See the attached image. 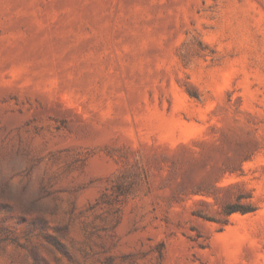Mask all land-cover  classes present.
<instances>
[{"label":"rangeland","instance_id":"rangeland-1","mask_svg":"<svg viewBox=\"0 0 264 264\" xmlns=\"http://www.w3.org/2000/svg\"><path fill=\"white\" fill-rule=\"evenodd\" d=\"M0 264H264V0H0Z\"/></svg>","mask_w":264,"mask_h":264},{"label":"trees","instance_id":"trees-1","mask_svg":"<svg viewBox=\"0 0 264 264\" xmlns=\"http://www.w3.org/2000/svg\"><path fill=\"white\" fill-rule=\"evenodd\" d=\"M243 196H237L235 198L234 202H230L225 204L222 207V215L225 218H228L229 216H231L232 214L235 213H240V214H247V213H251L253 211H255L254 206L251 203H242L241 200L243 199ZM201 218H203L206 221H212V222H216V223H220L221 225H225L227 220H213L212 218H207L205 216H199Z\"/></svg>","mask_w":264,"mask_h":264}]
</instances>
